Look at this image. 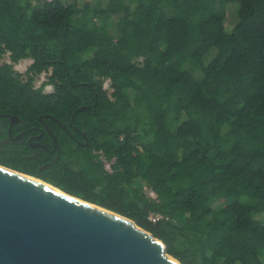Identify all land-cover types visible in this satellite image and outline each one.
<instances>
[{
    "label": "trees",
    "instance_id": "1",
    "mask_svg": "<svg viewBox=\"0 0 264 264\" xmlns=\"http://www.w3.org/2000/svg\"><path fill=\"white\" fill-rule=\"evenodd\" d=\"M0 164L182 264H264V0H0Z\"/></svg>",
    "mask_w": 264,
    "mask_h": 264
},
{
    "label": "water",
    "instance_id": "2",
    "mask_svg": "<svg viewBox=\"0 0 264 264\" xmlns=\"http://www.w3.org/2000/svg\"><path fill=\"white\" fill-rule=\"evenodd\" d=\"M0 264L182 263L132 219L0 164Z\"/></svg>",
    "mask_w": 264,
    "mask_h": 264
},
{
    "label": "flooded vegetation",
    "instance_id": "3",
    "mask_svg": "<svg viewBox=\"0 0 264 264\" xmlns=\"http://www.w3.org/2000/svg\"><path fill=\"white\" fill-rule=\"evenodd\" d=\"M12 116H15V115H10L9 116V121H8V129H7V136L14 139V138H17L18 139H21L23 136H26L29 132V131H26V130H22V131H19L18 133H16V135L14 137H11V135L13 134L12 132V127L14 125H16V123L18 122V117L17 119H13L12 120V124H11V127H10V119ZM48 118L56 121L58 123V125H60L65 131H67L66 127L64 125L61 124V122L58 120V118L52 116V115H47ZM41 123H42V128H37V133H31V134H28L26 140L29 142L30 145L32 146H46L41 140L43 139L44 137V129L46 130V132L49 134V136L51 137L53 143L55 144V142L57 143V138H56V135L47 127V123L45 120H43L41 117H39ZM71 125V124H70ZM9 127H10V130H9ZM44 128V129H43ZM81 137L85 138V134L83 132H79ZM76 139V138H75ZM76 141L78 142V139H76Z\"/></svg>",
    "mask_w": 264,
    "mask_h": 264
},
{
    "label": "rangeland",
    "instance_id": "4",
    "mask_svg": "<svg viewBox=\"0 0 264 264\" xmlns=\"http://www.w3.org/2000/svg\"><path fill=\"white\" fill-rule=\"evenodd\" d=\"M233 10V7L232 6H229V11L231 12ZM229 15L227 18H226V25H230V22L234 19V17ZM5 61H7V58H4ZM32 63V60L31 59H21L20 61H18L17 63H14V69L18 72H21L23 73L25 71V69L27 68V66H29L30 64ZM43 78L41 76H38L36 78V80L34 81V84H35V87H38L40 85V83L42 82ZM52 90V87L50 85H46L44 88H43V91L44 92H49ZM257 217H260V216H257Z\"/></svg>",
    "mask_w": 264,
    "mask_h": 264
},
{
    "label": "built area",
    "instance_id": "5",
    "mask_svg": "<svg viewBox=\"0 0 264 264\" xmlns=\"http://www.w3.org/2000/svg\"><path fill=\"white\" fill-rule=\"evenodd\" d=\"M48 73H41L39 74V76H41L43 78L42 82L46 80V76H47ZM106 166L108 167V164H106ZM143 191L144 193L148 196V197H151V198H155L156 195L155 193L152 191L151 188H148L147 186H144L143 187ZM148 220L151 221V222H156L158 220H161L164 218V216L160 213H155V212H149L148 213V216H147Z\"/></svg>",
    "mask_w": 264,
    "mask_h": 264
},
{
    "label": "bare ground",
    "instance_id": "6",
    "mask_svg": "<svg viewBox=\"0 0 264 264\" xmlns=\"http://www.w3.org/2000/svg\"><path fill=\"white\" fill-rule=\"evenodd\" d=\"M33 177V176H32Z\"/></svg>",
    "mask_w": 264,
    "mask_h": 264
}]
</instances>
